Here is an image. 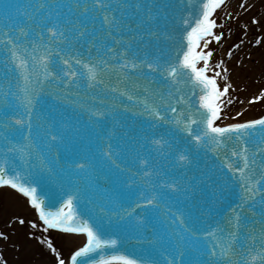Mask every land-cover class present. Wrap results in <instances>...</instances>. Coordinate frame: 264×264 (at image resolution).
Wrapping results in <instances>:
<instances>
[{
  "label": "snow or ice",
  "instance_id": "obj_1",
  "mask_svg": "<svg viewBox=\"0 0 264 264\" xmlns=\"http://www.w3.org/2000/svg\"><path fill=\"white\" fill-rule=\"evenodd\" d=\"M177 3H182L179 26L168 0H0V63L6 69L0 83V187L10 186L28 198L45 225L43 231L86 235L83 246L69 253V264H109L100 253L133 238L149 246L147 255L110 259L124 264H264V117L216 125L221 98L231 85L221 89L220 72L211 63L213 52L203 50L211 43L208 37L217 42L223 38L214 31L223 25L213 17L226 0ZM10 73L15 75L10 78ZM256 100H264V94L251 102ZM57 104L86 109L90 118H111L119 128L125 127L117 119L123 113L133 120L148 117L149 129H164L152 143L180 146L188 153L179 156L185 168L211 150L214 160L219 159L213 167L221 174V191L230 182L236 184L241 189L238 202L228 217L215 222L214 233L199 228L190 211L174 212L171 204L172 199L180 203L175 194L190 191L187 176L169 183L150 159L148 135L141 137L143 144L130 136L131 146L116 152L110 133L107 150L100 145L97 155L117 172L132 174L127 179L135 185L136 200L126 208L123 197L113 199L104 190L107 202L97 205L94 157H81L84 163L61 159L67 128L54 117L57 109L52 105ZM140 148L147 158H141ZM139 164L152 170L133 172ZM55 169L66 171L69 187L64 189L66 203L53 211L38 195V186ZM74 204L84 207L79 218L65 210ZM0 238L8 237L0 232ZM40 242L53 264H66L51 237ZM0 264H7L2 255Z\"/></svg>",
  "mask_w": 264,
  "mask_h": 264
},
{
  "label": "water",
  "instance_id": "obj_2",
  "mask_svg": "<svg viewBox=\"0 0 264 264\" xmlns=\"http://www.w3.org/2000/svg\"><path fill=\"white\" fill-rule=\"evenodd\" d=\"M24 2L27 3L28 0H24ZM33 2H35V0H33ZM168 2L172 4V8L169 9V12L175 17V25L179 26L182 3L178 4L177 0H168ZM28 11L30 12L31 9H28ZM20 15L23 17V11H21ZM24 19L26 20L27 18L24 17ZM2 22L3 17H0V23ZM168 23L169 27H173L172 20H169ZM177 35H179V33H177ZM124 38L126 39L127 37L125 36ZM173 46L179 49L180 44L176 43ZM0 61H3L2 56H0ZM5 71L4 64L0 63V72L4 73ZM14 75V73H10V78ZM0 79L1 82H4L3 76ZM101 98L105 97L102 96ZM96 105L103 109V106L99 104L98 100L96 101ZM59 106L61 107L59 110V118L61 122L64 121L61 116L78 113L76 121L65 126L69 133H78V140L75 143L76 146L84 147L86 145V149L84 150V148H81L80 152L74 159H68L65 157H61V159L62 161H70L69 163L73 161L76 163H84V160L81 159V157L88 155L94 157L92 161L96 168L94 174L99 177L98 180L94 181V196L97 194L104 195V190H107V194L111 195L113 199L123 197L121 203L124 202L126 208L132 207L135 201L136 195H133L135 185L132 183V180L127 179V177L132 174L127 172H117V170L110 165L106 159H102L97 155V150L100 145H103L105 150H107L105 141H108V135L110 133H114L110 142L112 143L113 148L117 147L119 149V152L121 150H126L131 146V141L129 139L130 136H135L137 140L143 144L144 141L141 140V137L148 135L150 137L147 142L148 147L152 149V156L150 159L155 161L156 168L168 175L169 183L172 178L180 179L182 175L187 176V179L184 182L190 191L183 194H175L180 203H177L176 199H172L171 204L174 205V212L177 209L190 211L193 216L196 217L199 228L207 229L214 233L215 222L223 221L228 217L230 215V209L235 207L238 202L241 189L237 187L236 184L230 182L229 185L225 186L224 191H221V185L223 183L220 179L221 174L213 167L214 163H219V159L214 160L216 154L211 152V150H209L207 155H204V153L201 152L198 159L194 160L191 165L185 168L183 167L185 162L180 161L179 156L181 154L188 155V153L183 152V149L180 146L173 145V147L169 149L164 148L163 143L161 145L152 143V141L160 139V136L164 133V129H149L148 117H136L135 120H133L130 113H123V118L118 115L117 119H119L121 123H124L125 127L119 128L113 123L111 118L107 120L103 117L90 118L89 112L86 109H80L74 105ZM245 121L250 120H242V122ZM153 132H159L160 135H153ZM98 136L100 137L99 140L97 139ZM164 140L171 142L170 137L166 135L164 136ZM140 152L142 159L147 158L143 148H140ZM117 163H120V161L118 160ZM124 166L125 165H121V167ZM141 169L143 171L152 170L151 168H145L143 164H139L138 168H133V172ZM201 173H203V175H201ZM66 174V171L65 173H61L58 169H55L53 175L42 183L44 187L52 192L56 201H58L54 204L55 206H59L60 203H63V200L67 198L64 194V189L69 187L66 180ZM193 177H195V179H192ZM209 177H211V179H209ZM133 178L137 183H140L139 177ZM97 188L101 190L99 193L96 191ZM126 191H128V194H131V198L126 196ZM123 194L127 197L125 200ZM103 204L104 203H97V205ZM112 206L113 205H108V207ZM208 238L211 239V237ZM134 239L139 240V238ZM109 247L111 250L116 249V246ZM109 247L101 252L100 255L105 256V252L106 250L109 251ZM119 247H121V245L117 246V248ZM148 250L149 246H147L145 250L143 248V253L147 255Z\"/></svg>",
  "mask_w": 264,
  "mask_h": 264
},
{
  "label": "rangeland",
  "instance_id": "obj_3",
  "mask_svg": "<svg viewBox=\"0 0 264 264\" xmlns=\"http://www.w3.org/2000/svg\"><path fill=\"white\" fill-rule=\"evenodd\" d=\"M221 24L223 27L218 28V35L231 30L228 43L231 56L223 63V66L228 67L227 70L222 66L217 67V60L212 67L220 72L218 83L221 89L226 84L231 85L220 101L223 106L220 124L224 126L228 122L234 124L241 123L242 120H254L264 114V100L251 102L253 97L264 94V0H247L243 8L232 14L231 19L228 18L224 22L221 20ZM247 40L254 41L255 44L241 49L240 46H245ZM216 49L219 53L223 52L220 47ZM233 49L239 53L237 57L233 55ZM248 50L251 51L250 58L246 56ZM14 195L15 192L9 189L0 191V232H4L8 237L0 238V255L7 264H53V256L40 242L42 238L48 237L52 238L66 264H69V253L84 244V240L80 239L81 235L54 229L43 231L45 226L37 219L34 207L25 197L17 194L23 200L22 203L20 199L15 200ZM20 219L24 220V224L19 223ZM33 223L35 228L32 227Z\"/></svg>",
  "mask_w": 264,
  "mask_h": 264
},
{
  "label": "bare ground",
  "instance_id": "obj_4",
  "mask_svg": "<svg viewBox=\"0 0 264 264\" xmlns=\"http://www.w3.org/2000/svg\"><path fill=\"white\" fill-rule=\"evenodd\" d=\"M246 2H247V0H226L225 5L222 8L217 9L213 18L216 19L217 24L220 25L221 20H223V22L225 20H227L229 15L236 13V11L241 8V4L245 5ZM219 30L220 29H217V28L214 30L217 35H218ZM220 32H222V31H220ZM208 39L211 40L210 47L208 48V51L213 52V56L211 58L212 65H214L215 60H217L219 65L222 62L221 66L224 67V70H227L228 67L223 66V63H224V60H226V58L229 56L228 53H230V51H231L228 49V43H229V40L231 39V30H226V32H224V34H223V38L219 42H217L212 37H208ZM251 44H255V42L251 41V40H247L246 45L240 46V48L241 49L246 48L247 46H250ZM217 47H220V50H222L223 52L219 53V50L216 49ZM232 52H234L233 55L235 57H237L239 55L238 52H235V49H233ZM250 55H251V51L248 50L246 53L247 58H250ZM227 124H229V122ZM6 189L8 190V188H4V189H1L0 191L6 190ZM10 191L12 192V190H10ZM15 195L18 196L16 193H15ZM15 195H14L15 200L20 199V201L23 203V200L21 199V197L18 196L19 197L18 198ZM38 218L40 219L39 216H38ZM80 239L85 240V236H81Z\"/></svg>",
  "mask_w": 264,
  "mask_h": 264
}]
</instances>
